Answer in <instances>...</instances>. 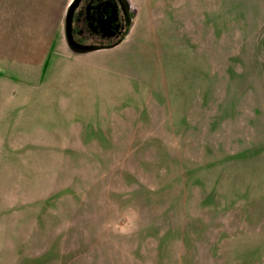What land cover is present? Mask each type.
<instances>
[{
	"label": "rangeland",
	"instance_id": "rangeland-1",
	"mask_svg": "<svg viewBox=\"0 0 264 264\" xmlns=\"http://www.w3.org/2000/svg\"><path fill=\"white\" fill-rule=\"evenodd\" d=\"M124 2L0 59V264H264V0Z\"/></svg>",
	"mask_w": 264,
	"mask_h": 264
},
{
	"label": "crops",
	"instance_id": "crops-1",
	"mask_svg": "<svg viewBox=\"0 0 264 264\" xmlns=\"http://www.w3.org/2000/svg\"><path fill=\"white\" fill-rule=\"evenodd\" d=\"M71 1L0 0V59L43 65L59 46Z\"/></svg>",
	"mask_w": 264,
	"mask_h": 264
},
{
	"label": "flooded vegetation",
	"instance_id": "flooded-vegetation-1",
	"mask_svg": "<svg viewBox=\"0 0 264 264\" xmlns=\"http://www.w3.org/2000/svg\"><path fill=\"white\" fill-rule=\"evenodd\" d=\"M65 15L64 33L78 49L112 45L125 36L129 25L124 0H79L67 24Z\"/></svg>",
	"mask_w": 264,
	"mask_h": 264
},
{
	"label": "water",
	"instance_id": "water-1",
	"mask_svg": "<svg viewBox=\"0 0 264 264\" xmlns=\"http://www.w3.org/2000/svg\"><path fill=\"white\" fill-rule=\"evenodd\" d=\"M78 1H79V0H72V1L70 2V4L68 5L67 10H66V15H65V21H66L65 24L68 23V17L70 18V16L72 15V11H73L74 7L77 5ZM65 36H66V34H65ZM66 40H67L68 44H69L71 47L76 48L75 46H73V45L71 44V42H69V40L67 39V37H66ZM109 46H112V45H109ZM109 46H94V47H84V48H82V49H78V48H76V49H78V50H93V49H99V48H101V47H109Z\"/></svg>",
	"mask_w": 264,
	"mask_h": 264
}]
</instances>
